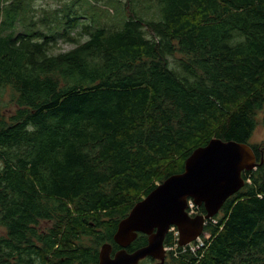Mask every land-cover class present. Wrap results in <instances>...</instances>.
Returning <instances> with one entry per match:
<instances>
[{
	"label": "trees",
	"instance_id": "trees-1",
	"mask_svg": "<svg viewBox=\"0 0 264 264\" xmlns=\"http://www.w3.org/2000/svg\"><path fill=\"white\" fill-rule=\"evenodd\" d=\"M34 1L0 0V264H96L118 222L212 139L248 144L257 165L204 248L164 264H264V142L249 144L264 0ZM145 245L138 234L128 250Z\"/></svg>",
	"mask_w": 264,
	"mask_h": 264
},
{
	"label": "water",
	"instance_id": "water-1",
	"mask_svg": "<svg viewBox=\"0 0 264 264\" xmlns=\"http://www.w3.org/2000/svg\"><path fill=\"white\" fill-rule=\"evenodd\" d=\"M256 165L255 154L245 143L212 139L195 149L185 160L182 173L157 185L118 222L113 242L120 250L111 257V245H102L97 264H139L147 257L164 264L163 242L170 227L178 231L179 246L194 241L203 233L205 221L216 216L225 201L244 187L242 172ZM188 200L203 206L205 213L190 217ZM138 234L148 237L147 244L127 253Z\"/></svg>",
	"mask_w": 264,
	"mask_h": 264
},
{
	"label": "rangeland",
	"instance_id": "rangeland-1",
	"mask_svg": "<svg viewBox=\"0 0 264 264\" xmlns=\"http://www.w3.org/2000/svg\"><path fill=\"white\" fill-rule=\"evenodd\" d=\"M121 1H122V3L125 2V0H121ZM65 2H70V0H35L33 2V7L36 9V11L42 10V9H46V10L47 9H54V8L58 7L60 3H65ZM106 2H107V0H99L98 5L102 7L103 5H105ZM37 15H39V13H37ZM72 47H73V45H71V44L59 41L57 43V46H56V52L67 51V50H70ZM2 99H3V102L6 103L8 101L7 95H4L2 97ZM10 110H11V108H9V107L6 108L5 110H3V114L8 115V112L10 113ZM256 123H257L256 128H255V130H254V132H253V134L249 140V144H252V145H259V144H262L264 142V107H263L262 112H259L256 115ZM47 226H48V224H45V223L42 224V227H47ZM206 234H208V233L206 232ZM82 243L88 245L89 241L83 239ZM174 255H175V252H174ZM166 257H165V259H166ZM152 262H154V261H152ZM152 262L148 261V263H146V264H152Z\"/></svg>",
	"mask_w": 264,
	"mask_h": 264
},
{
	"label": "built area",
	"instance_id": "built-area-1",
	"mask_svg": "<svg viewBox=\"0 0 264 264\" xmlns=\"http://www.w3.org/2000/svg\"><path fill=\"white\" fill-rule=\"evenodd\" d=\"M187 205H188V207H187V213H188V215L190 217H195L197 215H203V214H200L198 212V207L195 206L191 200L188 201V204ZM209 221L211 222V224H216V220H214L213 217H212V218L208 219L207 221H205L204 226L207 223H209ZM169 233H171V235H172V238H171L172 240L167 245V247L165 246V250L167 252H175V250L177 249V247H182L184 249L187 246H189L190 251L196 252V251L204 248V246H205L203 237L206 238V239L209 238V235L208 234L203 233L202 235H200L198 238H196L194 241H192L188 245H186V246H179L178 245L179 234H178L177 229L175 227H170Z\"/></svg>",
	"mask_w": 264,
	"mask_h": 264
},
{
	"label": "flooded vegetation",
	"instance_id": "flooded-vegetation-1",
	"mask_svg": "<svg viewBox=\"0 0 264 264\" xmlns=\"http://www.w3.org/2000/svg\"><path fill=\"white\" fill-rule=\"evenodd\" d=\"M198 208H199V207H198ZM168 233H169V231H168ZM168 233H167V234H168ZM167 234H166V235H167ZM142 235H143V234H142ZM144 236H146V235H144ZM147 238H148V237L146 236V244H147ZM107 244H110V243H107ZM110 245H111V244H110ZM163 246H164V242H163ZM128 247H129V246H128ZM128 247L126 248V252H127V253H132L133 251H129V250H128ZM119 250H120V247H118L116 250L113 251V247H112V245H111V253H110V256L113 257V255H114L117 251H119ZM164 250H165V246H164ZM167 254H168V252L165 250V257L167 256ZM146 260H147V261H146ZM148 261H149V262L154 261V262H152V264H156V263H157V261H155L154 259H152V258H150V257H147V258L143 259L142 261H140L139 264H140V263H143V262L148 263ZM164 263H165V261H164ZM96 264H97V263H96Z\"/></svg>",
	"mask_w": 264,
	"mask_h": 264
}]
</instances>
